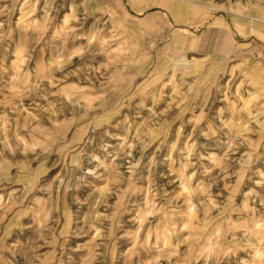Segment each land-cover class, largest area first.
Here are the masks:
<instances>
[{
  "label": "rangeland",
  "instance_id": "374dc122",
  "mask_svg": "<svg viewBox=\"0 0 264 264\" xmlns=\"http://www.w3.org/2000/svg\"><path fill=\"white\" fill-rule=\"evenodd\" d=\"M60 1L0 0V264H264V65L133 81ZM206 1L264 28V0Z\"/></svg>",
  "mask_w": 264,
  "mask_h": 264
},
{
  "label": "crops",
  "instance_id": "0c3cea01",
  "mask_svg": "<svg viewBox=\"0 0 264 264\" xmlns=\"http://www.w3.org/2000/svg\"><path fill=\"white\" fill-rule=\"evenodd\" d=\"M17 1L22 7L62 4L60 0ZM64 2L84 22L89 43L113 39L110 47L120 56L127 54L122 61L130 62L133 81L175 67L195 69L219 60L264 65V28L251 22L249 12L230 11L206 0ZM7 196V189L0 187V262L11 256L13 237L23 221L22 208L12 206Z\"/></svg>",
  "mask_w": 264,
  "mask_h": 264
}]
</instances>
